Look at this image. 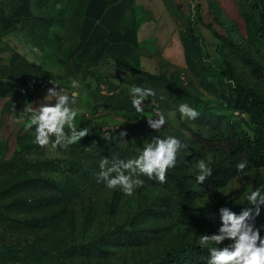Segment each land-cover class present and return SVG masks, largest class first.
I'll return each instance as SVG.
<instances>
[{
	"label": "rangeland",
	"instance_id": "1",
	"mask_svg": "<svg viewBox=\"0 0 264 264\" xmlns=\"http://www.w3.org/2000/svg\"><path fill=\"white\" fill-rule=\"evenodd\" d=\"M84 3L35 0L38 18L65 31L48 49L70 50ZM189 4L188 16L182 21L186 64L170 77L188 99L163 82L107 68L97 78L102 93L91 112L74 121L78 130L89 128L88 135L55 150L50 145L39 146L34 139L0 160V264L143 263L189 244L201 246V235L218 234L221 208L239 215L241 207L250 206L246 196L264 185V165L247 162L238 171L237 163L245 159L203 151L192 137L194 133L207 137L230 124L251 133L246 112L221 109L229 103L228 85L214 70L245 92L264 95L263 4L208 0L203 9L194 0ZM191 29L200 35L201 48L190 43ZM132 85L156 92L142 102L143 112L131 104ZM182 103L200 115L181 119L178 107ZM158 113L167 121L160 130L148 123ZM120 132L126 135L120 137ZM169 135L186 147L178 151L177 163L167 171L164 182L142 175L144 182L130 195L98 182L103 159L109 161L106 168L119 160L126 162L155 137ZM200 159L212 168L202 184L196 182ZM129 171L124 170L125 174ZM178 180L187 192L184 205L179 202ZM248 222L264 228V220ZM229 243L226 239L217 246ZM193 264L201 263L195 260Z\"/></svg>",
	"mask_w": 264,
	"mask_h": 264
},
{
	"label": "crops",
	"instance_id": "2",
	"mask_svg": "<svg viewBox=\"0 0 264 264\" xmlns=\"http://www.w3.org/2000/svg\"><path fill=\"white\" fill-rule=\"evenodd\" d=\"M190 1L85 0L73 45L64 53L48 49L65 31L38 18L35 0H0V160L35 139L34 127L25 129L24 110L45 103L47 95L36 90L37 81L50 78L71 92V80H78L77 102L70 99L69 106L84 109L80 119L102 93L97 78L107 68L127 74L121 63L126 62L133 70L170 77L184 67L182 21ZM194 1L202 9L208 2Z\"/></svg>",
	"mask_w": 264,
	"mask_h": 264
},
{
	"label": "clouds",
	"instance_id": "3",
	"mask_svg": "<svg viewBox=\"0 0 264 264\" xmlns=\"http://www.w3.org/2000/svg\"><path fill=\"white\" fill-rule=\"evenodd\" d=\"M69 92L62 88L57 91L56 88L48 90V95L39 108L33 110L28 105L24 112L27 119L25 129L29 130L34 127L35 143L39 146L50 145L52 150L58 146L65 147L67 145L80 141L82 137L88 135L89 128H79L75 124L78 114L82 113V107H70L69 101L76 104L79 96L81 84L78 80H71ZM131 104L137 112H143L142 102L146 98L156 96V92L152 88H143L137 85L130 87ZM55 97L56 103H50ZM181 119H195L200 113L189 106L182 103L178 107ZM156 119L149 118L148 123L152 129L160 130L166 125V117L163 113H158ZM11 119L16 120L15 115ZM67 127V131H66ZM107 137L111 133H105ZM120 137L126 135L120 132ZM186 147L175 136H167L165 138L155 137L146 143L139 150V154L132 159L119 160L112 163L111 167H105L109 161L103 159L100 162L101 171L97 175L98 182H103L109 189H119L127 194H131L137 185H141L144 181L142 175L155 178L160 182L165 181V176L170 168H174L177 163V154L181 148ZM247 161H240L236 168L242 171L246 168ZM198 172L196 174V182L202 184L207 177L212 174V168L204 159L198 160L196 164ZM130 170L125 174L124 170ZM115 173V175H112ZM133 173L141 175L133 176ZM246 200L252 207L242 210L239 215L230 211L227 207L220 209L221 227L218 234L201 235L200 245L207 246L210 250V258L208 264H264V236L261 235L264 228L257 227L254 223H249L252 215V208L256 209V215H259L260 206L264 205V185L255 187L247 196ZM229 240L227 246L218 247L223 241Z\"/></svg>",
	"mask_w": 264,
	"mask_h": 264
},
{
	"label": "trees",
	"instance_id": "4",
	"mask_svg": "<svg viewBox=\"0 0 264 264\" xmlns=\"http://www.w3.org/2000/svg\"><path fill=\"white\" fill-rule=\"evenodd\" d=\"M252 1H255V3H261L262 1L264 10V0ZM192 30L194 31V33H192ZM261 30L264 31V25H262ZM190 31L191 32L188 35L190 43L192 44V42L194 41L199 46V48H201L202 44L200 35H198V33L196 32V29H191ZM184 33L185 30L183 29L181 32V39L184 46L186 61V38ZM121 63L129 70L131 77H146L148 80L153 82H163L166 86L180 91L185 99L189 98L185 95V92L181 86L175 85L171 81L170 77H173L176 71L172 73L169 78H166L164 75H151L149 73L133 70L126 62ZM214 71L218 75V79L225 85H228L227 96H229V103L226 102L224 107H221V109H233L234 111L242 110V112H246L252 124L250 127L251 133H248L247 131L243 130L239 125L234 127V125L230 124L229 128H225L224 131L219 130L217 132H213L207 137H203L201 134L194 133L192 137L193 144L203 151L227 153L234 155L240 159H245L248 163L252 164L253 166H263L264 95H256L251 92H245L238 86H235L232 83H228V77H226L219 70L215 69ZM234 117L237 118L236 116ZM178 183L179 202L184 205L188 199L187 192L182 189V186L180 184L181 181L178 180ZM248 207H241V210H246ZM255 213L256 209L253 207L252 215L250 216L249 220H264V205L260 206L259 215H256ZM209 258V248L201 247L195 244H189L183 248L165 252L157 258L137 264H193L195 260H198L201 264H208Z\"/></svg>",
	"mask_w": 264,
	"mask_h": 264
},
{
	"label": "built area",
	"instance_id": "5",
	"mask_svg": "<svg viewBox=\"0 0 264 264\" xmlns=\"http://www.w3.org/2000/svg\"><path fill=\"white\" fill-rule=\"evenodd\" d=\"M61 85L56 83L53 79H45V80H39L36 82V90L48 95V90L51 88H56L57 91L61 90ZM63 88V87H62Z\"/></svg>",
	"mask_w": 264,
	"mask_h": 264
}]
</instances>
